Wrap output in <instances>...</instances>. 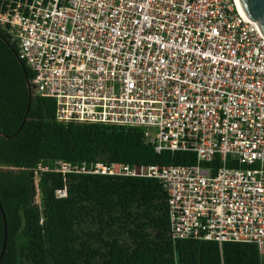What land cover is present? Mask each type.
<instances>
[{"label": "built area", "instance_id": "built-area-1", "mask_svg": "<svg viewBox=\"0 0 264 264\" xmlns=\"http://www.w3.org/2000/svg\"><path fill=\"white\" fill-rule=\"evenodd\" d=\"M0 24L58 122L139 127L158 153L197 155L35 172L158 179L175 240L254 243L264 261V32L240 0H2Z\"/></svg>", "mask_w": 264, "mask_h": 264}, {"label": "trees", "instance_id": "trees-1", "mask_svg": "<svg viewBox=\"0 0 264 264\" xmlns=\"http://www.w3.org/2000/svg\"><path fill=\"white\" fill-rule=\"evenodd\" d=\"M32 77L0 24V264H264L254 243L175 240L158 179L35 172L60 159L165 166L197 155L158 153L139 127L58 122L55 100L37 94Z\"/></svg>", "mask_w": 264, "mask_h": 264}, {"label": "water", "instance_id": "water-1", "mask_svg": "<svg viewBox=\"0 0 264 264\" xmlns=\"http://www.w3.org/2000/svg\"><path fill=\"white\" fill-rule=\"evenodd\" d=\"M240 1L247 15L251 19L257 20L259 22L262 31L264 32V0H240ZM5 247H6V240L4 243V249L0 256V259L4 254Z\"/></svg>", "mask_w": 264, "mask_h": 264}, {"label": "rangeland", "instance_id": "rangeland-1", "mask_svg": "<svg viewBox=\"0 0 264 264\" xmlns=\"http://www.w3.org/2000/svg\"><path fill=\"white\" fill-rule=\"evenodd\" d=\"M39 199V198H38Z\"/></svg>", "mask_w": 264, "mask_h": 264}]
</instances>
